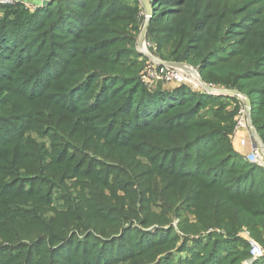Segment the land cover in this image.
<instances>
[{
	"label": "trees",
	"instance_id": "1",
	"mask_svg": "<svg viewBox=\"0 0 264 264\" xmlns=\"http://www.w3.org/2000/svg\"><path fill=\"white\" fill-rule=\"evenodd\" d=\"M86 1L57 0L37 8L34 14L24 12L17 4L0 5L23 11L17 19L0 18V53L12 51L9 63H13L12 68L17 66L13 69V86L20 85L23 96L28 97L26 93L35 83L52 76L46 92L41 96H29H35V114L23 132L14 138L0 134V198L17 196L24 203L21 213L14 210L1 219H7L0 222V226L7 228L6 234L0 236L1 241L18 239L16 243L20 246L30 244L31 247L25 248L30 262L46 256H51L54 264L64 260V264H73L72 261L83 258L90 259L86 262L91 263L94 256L103 264H116L122 258L131 261L147 255V246L139 249L145 242L151 253L160 248L164 252V245L173 238H166L164 244L160 243L163 239L149 244L151 237L147 233L124 229L125 223L136 222L145 228L166 226L171 214L178 211L180 205L186 209V201H190L193 206L187 214H194L197 224H187L188 219L183 220V230L193 232L213 227L223 229L224 234H211L207 242L186 239L180 250L188 251L191 256L182 261L178 256L166 255L155 264H240L249 258L247 241L236 236L242 227L264 247V168L238 162L239 156L223 139L217 151L215 135L211 133L216 131L215 123L194 121L205 103L217 97L186 85L159 86L148 93L138 75L145 58H141L134 48L132 53L138 64L131 60L133 68L131 65L124 68L121 64L124 53L113 47V41L119 37L118 31L123 28L120 16L115 14L124 11L119 0ZM149 1L153 13L147 38L154 46L150 47V52L163 61L191 64L207 84L246 94L252 105L253 124L258 132L264 133V40L255 42L246 37L234 44L236 51L223 46L216 48L223 39L224 30L235 21L231 20V15L241 0H231L232 4L228 6L224 0ZM204 3L214 5L211 12L201 14ZM159 5L162 6L157 10ZM219 13L224 14L222 20L215 19ZM244 22L237 23V27L242 29ZM154 24L158 25L154 29L159 31L158 35L152 32ZM64 35L68 37L65 42L52 43V38ZM46 36L51 40L47 41ZM34 37L39 39L33 42ZM165 40L167 48L163 54L161 47ZM16 60L18 64L15 65ZM74 61L77 70L82 71L75 81L67 71ZM87 61L95 67L93 72L103 70L96 78L93 75L87 77ZM5 67L10 68L8 62ZM0 71L5 73L1 63ZM98 78L102 81V91L90 102L92 96L85 91V86L92 85ZM113 81L115 84L109 89ZM52 87L59 89L49 92ZM49 95H53L50 105L44 108L42 98ZM225 100L233 101L238 108L241 106L236 98ZM57 104L63 107L66 115L72 113L83 117L78 127H83L86 135L105 141L111 150L125 153L129 159L135 153L146 155L148 147L151 148L149 157H154L152 164L154 171L157 170L154 173L157 181H153L151 190L154 203L149 200L145 208L136 209L139 196H143V186L139 182L131 183V174H122L116 166L97 163L93 168L84 163L83 158L90 159L85 156L87 152H83L80 144L73 146L61 138L59 134L64 130L56 131L61 127L56 126L58 119H54L55 115L49 118ZM221 119L219 116L217 121ZM68 122H71L70 118ZM3 124L0 121V127ZM37 125L43 126L39 131L52 141V147L59 148L56 156L47 154L44 142L26 137L27 133L37 129ZM46 126L52 130L45 133ZM146 127L159 128L160 132L149 136L151 140L155 139L153 145L138 146L143 140L141 134L144 132L141 131H146ZM74 141L78 142L77 138ZM160 143H164L163 146ZM227 148L229 152L225 154ZM168 156H175V162L166 173L165 166L158 161ZM17 170L19 173L15 176ZM31 176L37 177L36 184L22 186ZM14 180L16 182L10 185ZM120 191L125 193L124 196L133 197L127 201L118 198ZM29 201H33L32 204ZM0 206L9 205L0 202ZM153 206L160 209L161 219L152 218L157 213L152 210ZM167 213H170L168 219ZM180 213L184 211L180 210ZM16 224L20 228L18 231ZM166 231L173 233L171 227ZM128 237L133 240L122 248V253L108 252L110 243L119 247ZM91 240L97 243L93 244ZM188 242L191 245L188 246ZM203 249L209 255L207 259L194 251ZM158 253L159 250L154 255ZM3 258L6 254L0 250V264H3ZM106 260L111 262L106 263ZM148 263L151 262L141 260L137 264ZM253 264H264V256Z\"/></svg>",
	"mask_w": 264,
	"mask_h": 264
},
{
	"label": "rangeland",
	"instance_id": "2",
	"mask_svg": "<svg viewBox=\"0 0 264 264\" xmlns=\"http://www.w3.org/2000/svg\"><path fill=\"white\" fill-rule=\"evenodd\" d=\"M57 0H53L48 2L46 5L42 6L41 5V1L40 0H12L11 3L8 4H0V5H15L17 4L20 5L23 9L24 12L28 11V13H32L34 14V12H37V8H43L45 6H47L48 4H50L51 2H54ZM85 1V0H84ZM91 1V0H90ZM148 2V4L150 5V10H151V15H150V19L152 17V5L150 3L149 0H146ZM86 2H89V0H87ZM119 2L122 5V9H124V11L120 12V13H115L117 16H120V20L122 22L123 28L118 31L119 33V37H116L117 39L115 41H113V47L114 49H119L120 52L124 53V57H122L123 59H121V64H124V68H127V66L131 65V68H133V64L131 63V60L136 61V58L133 56V49L135 48L136 51L139 53L141 58H145V54L143 52H145L144 50H139L138 49V39L141 33V30L144 26V23L146 21V14H145V10L144 7L141 3V0H119ZM224 4L226 6L232 4L231 0H224L223 1ZM162 5H159V7H157V10L160 9ZM213 4L210 5H206V3H204L202 9H201V14H207L209 12H211V8L213 7ZM206 7V8H205ZM0 18L5 17L8 19H14V18H18L23 11H21L20 9H18L17 7H15L14 9L10 10L7 7H1L0 6ZM17 12L19 13L17 15ZM224 18V14H217L215 16V19L217 20H222ZM149 19V20H150ZM231 20H235L228 28H226L223 32V39L221 40V43L216 45L217 47H227V48H233V50H237V47L234 45L236 42L238 41H243L245 40L246 37H248L249 40L254 39L255 42L258 41H263L264 40V0H241V4L238 6V8L236 9V11L231 15ZM246 21L244 22V27L238 28L237 27V23L242 22V21ZM158 25L154 24L153 28H152V32H156L158 35L157 30L156 29ZM42 35V33H40ZM242 35H244V37L242 38ZM44 36V35H42ZM44 38V37H42ZM47 41L51 40L50 36H46ZM65 38H68L66 35H64V37L61 38H57L54 37L52 38V43L54 42H65ZM39 37H34L33 38V42H35L36 40H38ZM146 45H149L151 48H154L153 44L149 43V39L147 38V33H146ZM41 41V40H40ZM134 41V42H133ZM226 41V42H224ZM42 43L44 42L41 41ZM224 42V43H223ZM167 46L166 40H165V44L162 41V47L161 50L163 52V54H165V48ZM38 48V47H37ZM36 51V50H35ZM12 54V51H8L5 53H0V63H1V68L5 73H1L0 71V121H2L3 127H0V134H5L6 136L10 137V138H14L17 134H21V131L23 132V130L29 125V123L31 122V118L33 116V114H35L34 110V103L33 100L35 98V96H41L42 93L46 92L49 89L50 83H48V80L52 77H48L45 81H41L40 85L39 82L35 83L33 85L32 88H30L29 91H27L26 94H29L28 97H24L23 93H22V89L20 88V85L17 86H13V69L17 68L13 67V63L10 62V55ZM141 58H139L141 60ZM104 62H106L105 59H103ZM8 62V66H10L9 69H7L5 66L7 65ZM76 61L72 62L70 67L67 69L68 72L71 73L72 80L75 81L77 79H79V77L82 74V71L77 70V66H76ZM181 63V62H178ZM15 65L18 64V61L16 60ZM189 64V63H187ZM101 66L104 67V65H102L100 63ZM191 65V64H189ZM111 66V65H108ZM138 66V65H137ZM192 66V65H191ZM139 67V66H138ZM193 67V66H192ZM95 68V67H94ZM92 68V64L90 62H86L85 64V72L87 73V77L90 76H95V78L98 76V74L103 71L102 69H100V72L95 73L93 72L95 69ZM108 68V67H106ZM195 68V67H194ZM138 70V69H137ZM136 70V71H137ZM141 70V69H140ZM138 71V75L140 76L141 71ZM137 75V76H138ZM56 75H54L53 77H55ZM53 80H51L50 82H53ZM76 83V82H75ZM102 81L98 78L95 80L94 83H92V85H86L85 86V91L88 92V94L91 97L90 102H93L94 96L96 94V98L99 96L97 95L101 89V84ZM115 81L111 82L109 89L114 86ZM144 89H146V91L148 93L150 92H154L155 90H157V88L154 89H148L145 86H143ZM217 89H223V90H237V89H229V88H225L224 86H220L217 85V87H215ZM58 87H52L49 92L58 90ZM239 91V90H237ZM241 92V91H239ZM106 93V92H105ZM243 93V92H241ZM37 94V95H36ZM244 94V93H243ZM35 95L33 97H29ZM54 95V94H53ZM53 95H49V96H45L42 98L43 101V107L45 108L46 106H49L50 103V99ZM212 97H217V99H213L210 100L209 102L205 103V105L203 106V109H201L198 113L197 117H194V121L199 120V122H207L209 124H213L215 123L216 126V131H213L211 133H213L215 135L214 140V145L217 144V151L220 150V145L222 144L220 142V140H224V141H228L229 143V147H231V150L237 154L239 156L238 162H245L247 163L245 157H244V152L241 153L239 152L240 149H243L242 147H240L234 137V132L235 129L237 128V120H238V105L236 103L232 102H228L225 100V98L229 97L223 94H219V93H213V94H209ZM246 95V94H245ZM26 96V95H25ZM248 97V96H247ZM236 99L241 100L239 97H233ZM249 98V97H248ZM79 100V99H78ZM76 100V102L78 101ZM250 100V99H249ZM213 102H218V103H213ZM84 104H88V103H84ZM218 106H222L221 108ZM58 108V110H56ZM63 107L60 105H56L55 108L53 109V112L51 115H49V118L54 117L55 120H57V125H61L60 129L59 127L56 128V131L59 130H64V133H61L59 135H61V138H65L71 145H77L80 144L83 152H87L88 156L90 157L89 160L83 158L84 163H88L89 166L95 168L97 166V163L99 164H105V165H110L109 167H113L116 166L119 168L120 172L122 174H131L133 176V178L131 179V183L134 182H139L143 187L141 188V192L143 196H139V200L136 202L135 204V208L136 209H143L145 208V203L149 205L148 201L151 200V190H152V184L153 181H157V175L154 174L155 172H157V170L154 171V167L152 164V160L154 159V157H149L151 154V148L148 147L149 151L146 155H140L138 153H135V155H133V158L129 159L128 156L125 153H117V151H113L110 149L109 145L107 143H105V141H99L95 138L92 137V135H86L87 133L83 131V127L80 129L78 126L81 125L80 122L82 120V116H80L79 114H65V112L62 109ZM220 109V113L218 112V110ZM238 109V110H237ZM250 113L252 111V105H251V101H250ZM218 112V113H217ZM217 113V114H216ZM65 114V115H64ZM221 116L222 119L217 121L218 117ZM226 117H229L228 119H226ZM70 118L71 122H68V119ZM91 120V119H90ZM263 121V115L260 117L259 122L260 124ZM251 123H252V127L254 128V131L256 132V135L258 137V140L260 143H262V145L264 146V133H260L257 130V127L255 126V124H253L252 118H251ZM47 127V126H46ZM37 129H33L34 132H30L26 134V137H30L32 140H35L37 142H44L46 144V148H47V154H50L52 156H56L57 153V149L59 148H53L52 147V141L49 140V138L43 134V132L39 131L40 129L43 128L42 125H37L36 126ZM139 128V127H138ZM140 128H144L140 127ZM146 131H141L144 132L142 133V137L143 140L140 141L138 143V146H151L153 145V143H155V139L151 140L150 139V135L153 134L154 132H160V129H149L148 127L145 128ZM48 130H52L51 128H48L45 130V133ZM150 130H153L150 131ZM215 132H217L218 134H216ZM42 136V137H39ZM239 136L243 137V138H248L249 134L246 131H242L239 130ZM41 138V139H39ZM75 138H77L78 142H75ZM88 138L85 140L84 144H82L83 139ZM226 138V139H225ZM0 140H2L0 138ZM95 141H98L99 143L96 144ZM164 143H160V145L163 146ZM98 145V146H97ZM97 146V148H96ZM166 146V144H165ZM65 147V146H64ZM229 152V148H227L226 150H224V153L227 154ZM50 160H48L47 162H49ZM175 162V156L171 157L168 156L167 158H162L161 160L158 161V164L161 163L163 166H165V170L166 173H168V168L170 165H172ZM177 168V167H176ZM175 168V170H176ZM172 169V168H171ZM170 169V171H171ZM97 170V169H96ZM150 170V171H149ZM230 172V171H229ZM18 170L16 171L15 176L18 175ZM165 173V174H166ZM37 181V177L31 176L28 179L24 180V184L22 186L24 187H28L29 185H35ZM16 182V180H14L10 185H13ZM192 192V191H190ZM124 192L120 191L119 195L117 196L118 198H123V200H128L130 197L133 196H124ZM145 195V196H144ZM190 196H193V194L191 193ZM15 198H4L1 197L0 198V202H7V204L9 206H0V222H5L7 219L2 220L3 218H6V216H9V214H11L10 212H13L14 210H17V214L21 213L24 210V203L22 202L23 199L18 198L17 196H14ZM109 197V196H108ZM157 199V198H156ZM159 200V199H157ZM30 204H32L33 201H29ZM153 202V201H152ZM158 202V201H157ZM155 202V204L157 203ZM154 203V202H153ZM187 203V208H183L182 205H180L178 207V211H174L170 218H169V223H167L166 226L160 227L157 225H152L148 228L143 227L142 225H140L139 223H125L124 225V229H135L136 232L140 233H147L151 238V240L149 241V244L152 243L153 241L157 240V239H163L162 241H160L161 244H164L166 241V238H173L170 239V241L168 243H166L164 245V249L165 251L162 252V248L160 249H154L152 251V253L150 252V247L148 244H146V242L144 243V245H141L139 249H143L145 248V246H147L149 249L147 250V255H144L142 257H138L136 259H133L131 261H124L126 259H121L118 263L116 264H137L139 262H141V260H146L149 261L151 263L148 264H155L157 262L158 259L164 257V256H169V255H173L175 257H179L180 260L184 261L186 257L191 256V254L188 251H184V250H180L182 247V244L185 243V240H195V239H202L205 242L208 241V237L211 234L214 233H219V234H224V230L221 228H213V227H208V228H204V229H198L197 231H185L183 230L184 228V221L183 220H187V224L189 222V224L195 225L197 224V220L194 214H187L189 208L192 205V202L190 201H186ZM125 205V204H124ZM127 207V206H126ZM152 210L157 212L155 214H153V219H161V212L160 209H158L157 206H153ZM180 210H183L184 213H180ZM160 212V213H159ZM170 215V213H167L166 215V219H168V216ZM172 228L173 233H168L169 228ZM20 228L19 226L16 224V231H18ZM185 232H183L182 230ZM243 230H246L248 232V230L245 227H242L236 234L237 237H239L240 239H242L241 234L243 232ZM7 228L5 226H0V236L6 234ZM249 233V232H248ZM119 235V234H118ZM250 235V234H249ZM226 236V235H224ZM251 237V235H250ZM96 238V237H95ZM252 238V237H251ZM253 239V238H252ZM133 240V237H128L126 239V242H122V244H120L119 247H116V244L113 245V243H110L108 246V252L109 253H116L117 251H120V253H122V248H125L126 245L129 244V241ZM174 240V241H172ZM243 240V239H242ZM254 240V239H253ZM18 241V239H13L11 241H1L0 238V245H3L0 247L1 252H5L6 254V258L2 260L3 264H54V261L51 260V256H46L41 260H38L36 262H30L29 261V257L25 255V248L27 246L31 247L30 244H25L23 246L18 245L16 242ZM255 241V240H254ZM263 250L264 247L258 243L257 241H255ZM91 243L96 244L97 241L91 240ZM191 242H188V246ZM138 244V243H137ZM137 244H135V247L137 246ZM191 245V244H190ZM93 248V247H92ZM128 248V247H127ZM93 250H98V248H93ZM157 250H159V253L155 256L154 254L157 252ZM195 253L199 256L202 257L203 259H207L209 257L208 253L206 252L205 249H203L202 251H198V250H194ZM129 253V252H128ZM116 255V254H115ZM80 256V255H79ZM125 256V255H124ZM80 258V257H79ZM86 260H90L88 258H83L82 261H79V259L77 261H72L73 264H103L104 262H102L101 259L96 258V256H94L93 258H91V263H88V261L86 262ZM79 261V262H78ZM248 259H243L240 264H247ZM258 261V260H257ZM111 261L106 260V263H109ZM256 261L252 262L251 264L255 263ZM65 260L63 262H61L60 264H64ZM185 262H183L184 264ZM249 264V263H248Z\"/></svg>",
	"mask_w": 264,
	"mask_h": 264
},
{
	"label": "built area",
	"instance_id": "3",
	"mask_svg": "<svg viewBox=\"0 0 264 264\" xmlns=\"http://www.w3.org/2000/svg\"><path fill=\"white\" fill-rule=\"evenodd\" d=\"M11 2L12 0H0V4H8ZM143 50L150 55H145V63L139 76V81L143 86L148 89H154L159 86L178 87L186 85L190 86L193 90L207 93L205 88L188 71L160 64L159 61L163 60L150 52L149 45H146ZM207 85L212 89H217L211 84ZM240 102L241 106L238 110L237 128L235 129L234 137L240 147L248 148V151L244 154L247 163L264 168V153L260 148L254 145L255 143L252 139L246 116L247 107L242 100H240ZM239 130L246 131L249 137L243 138L239 136ZM241 237L245 239L249 245V258L247 264H251L264 256V250L250 237L246 230H243Z\"/></svg>",
	"mask_w": 264,
	"mask_h": 264
},
{
	"label": "water",
	"instance_id": "4",
	"mask_svg": "<svg viewBox=\"0 0 264 264\" xmlns=\"http://www.w3.org/2000/svg\"><path fill=\"white\" fill-rule=\"evenodd\" d=\"M41 1V5L44 6L46 5L48 2L53 1V0H40ZM141 3L144 7L145 10V14H146V21L144 23V26L141 30L139 39H138V49L141 51L143 50V48L145 49L146 46V33H147V27H148V23H149V19H150V15H151V10H150V5L148 4V2L146 0H141ZM142 52V51H141ZM146 56H150L147 52H143ZM160 64L162 65H166V66H170V67H174V68H180L184 71H188L190 74H192L197 81L205 88L206 92L208 94H213V93H219V94H223L229 97H239L243 103L245 104V106L247 107V112H246V116H247V121L249 124V129L250 132L252 134V139L254 141V145L258 148H260L262 150V152L264 153V146L262 145V143L259 142L258 137L256 135V132L254 131V128L252 127V123H251V113H250V100L247 97V95L237 91V90H223V89H212L210 87H208V85L205 83V81L201 78V76L199 75L197 69H195L194 67H192L191 65L187 64V63H178V62H170V61H159ZM254 146V147H255Z\"/></svg>",
	"mask_w": 264,
	"mask_h": 264
},
{
	"label": "crops",
	"instance_id": "5",
	"mask_svg": "<svg viewBox=\"0 0 264 264\" xmlns=\"http://www.w3.org/2000/svg\"><path fill=\"white\" fill-rule=\"evenodd\" d=\"M247 151H248V148H243V149H240V150H239V152H241V153L244 152V154H245Z\"/></svg>",
	"mask_w": 264,
	"mask_h": 264
}]
</instances>
